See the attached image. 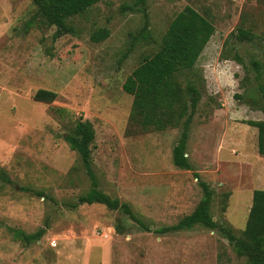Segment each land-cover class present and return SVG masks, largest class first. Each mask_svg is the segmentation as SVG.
<instances>
[{
	"label": "rangeland",
	"instance_id": "obj_1",
	"mask_svg": "<svg viewBox=\"0 0 264 264\" xmlns=\"http://www.w3.org/2000/svg\"><path fill=\"white\" fill-rule=\"evenodd\" d=\"M186 5L214 27L179 77L198 92L184 149L188 170L171 163L181 125L138 130L121 89ZM66 25L69 32L54 36L31 0H0V264H245L217 229H156L191 212L203 182L212 191L210 215L236 233L251 191L264 189L256 128L243 122L264 120L253 72L244 71L251 60L263 63L264 0H102ZM237 27L257 35L236 41L229 33ZM100 28L107 37L91 41ZM233 51L241 63L228 57ZM37 89L56 96L36 101ZM78 119L93 129L89 168L97 188L127 203L138 222L119 208L76 204L90 175L64 135ZM38 230L26 243L23 235Z\"/></svg>",
	"mask_w": 264,
	"mask_h": 264
},
{
	"label": "trees",
	"instance_id": "obj_2",
	"mask_svg": "<svg viewBox=\"0 0 264 264\" xmlns=\"http://www.w3.org/2000/svg\"><path fill=\"white\" fill-rule=\"evenodd\" d=\"M36 6V16L43 25H54V36L69 32L66 19L84 12L93 4L102 0H31ZM145 25L143 30L145 29ZM211 21L191 6H184L176 12L168 22L159 44L154 52L145 55L124 78L121 89L131 96L128 119L130 124L140 131L163 130L168 127L181 125L177 142L171 148V163L179 169H191L184 156L188 124L198 100V92L193 84L185 80L181 83L179 77L188 73L194 66L203 47L213 34ZM144 32V31H143ZM236 41H251L254 34L250 27H237L234 33H229ZM108 30L97 29L89 35L93 42L103 40ZM143 38L145 35L143 33ZM229 37V38H230ZM261 41L263 63L258 60L250 61L247 72H253L255 88L260 99L259 109L264 113V29L257 36ZM229 41H223L227 44ZM131 41L127 51L133 47ZM236 63H241L236 51L227 54ZM227 55H223L226 56ZM245 77V80H248ZM56 93L47 89H37L32 99L41 102H51ZM245 124L256 128V149L264 154V120H246ZM93 139V129L88 121L78 119L70 133L64 135L68 147L79 156L81 164L90 175V187L80 194L76 204L99 203L108 209H120L132 221L138 222L129 205L110 197L97 188L96 180L90 172L89 144ZM197 177V175H195ZM202 197L191 212L182 216L175 224L156 229L160 233L189 229L200 225L208 229H217L229 241L233 252L244 257L245 264H264V189L256 188L251 191L250 204L247 210L244 226L236 233L232 229L216 221L209 213L212 191L200 182ZM41 230L24 234L28 243L39 238Z\"/></svg>",
	"mask_w": 264,
	"mask_h": 264
}]
</instances>
